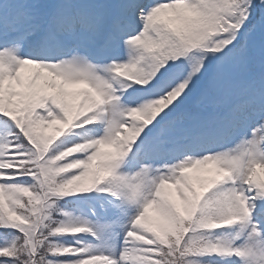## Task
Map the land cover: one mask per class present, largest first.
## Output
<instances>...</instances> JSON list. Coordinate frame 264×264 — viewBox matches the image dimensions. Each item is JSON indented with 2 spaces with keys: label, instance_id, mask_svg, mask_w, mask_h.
<instances>
[{
  "label": "snow or ice",
  "instance_id": "1",
  "mask_svg": "<svg viewBox=\"0 0 264 264\" xmlns=\"http://www.w3.org/2000/svg\"><path fill=\"white\" fill-rule=\"evenodd\" d=\"M262 173L264 0H0V264H264Z\"/></svg>",
  "mask_w": 264,
  "mask_h": 264
},
{
  "label": "rangeland",
  "instance_id": "2",
  "mask_svg": "<svg viewBox=\"0 0 264 264\" xmlns=\"http://www.w3.org/2000/svg\"><path fill=\"white\" fill-rule=\"evenodd\" d=\"M28 70L26 69V72H27ZM104 151H109L110 149H108V148H105V149H103ZM259 171V170H258ZM210 173L207 171V170H205V171H203V172H193V175H209ZM262 175H264V173H262Z\"/></svg>",
  "mask_w": 264,
  "mask_h": 264
}]
</instances>
